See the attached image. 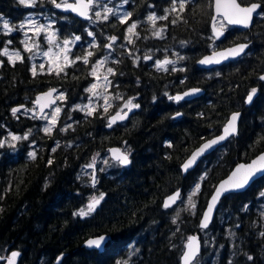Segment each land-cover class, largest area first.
<instances>
[{"label": "trees", "instance_id": "1", "mask_svg": "<svg viewBox=\"0 0 264 264\" xmlns=\"http://www.w3.org/2000/svg\"><path fill=\"white\" fill-rule=\"evenodd\" d=\"M241 2L262 5L252 28H229L225 38L216 41L210 27L213 0H188L185 9L176 12L171 11L172 0H128L132 20L138 23L145 22L150 11H166L167 21L176 23L168 38L154 44H167L180 27L183 38L188 31L191 61L184 81L178 83L177 72H156L136 61L132 56H137L136 45L141 40H135L128 56L121 53L113 78L117 96L132 99L139 108L126 123L110 128L107 120L117 110L115 106L107 114L99 107L91 116L76 106L89 95L85 89L93 81L91 65L104 52L108 31L113 35L123 32L120 23L99 20L92 28L98 47L89 50L84 44L70 55L75 60L91 51L89 62L75 60L60 75L54 70L34 76L29 61L12 67L0 56L4 61L0 65V139L11 133H30L15 148H0V256L18 250L19 264H58V258L59 264H118L124 260L128 264H180L188 237L199 233L202 252L194 264H264V176L246 192L226 196L210 228H199L216 184L236 164L264 151V81L260 80L264 73V0ZM38 6L51 10L47 0ZM40 10L25 7L19 0H0V16L12 25ZM56 13L59 38L79 34L88 40L86 22L59 10ZM14 32L5 35L0 22V49L8 40L19 47L21 34ZM239 42L250 43L243 57L210 71L197 67V60L205 54ZM52 87L63 94L64 107L52 133L46 134L44 123H38L30 112L35 96ZM192 87L204 89L205 94L188 103L175 104L169 99ZM252 88L257 93L252 105L246 106ZM13 108L20 111L13 115ZM234 112H240L237 135L184 176L182 163L203 141L219 134ZM65 127L67 131H60ZM29 144L35 160L27 153ZM113 147L128 155L127 166L109 157ZM105 156L113 161L112 168L99 172L93 187L85 165L93 157ZM196 184L200 190L192 196L193 209L188 197ZM175 190L182 191L180 204L165 209L164 198ZM97 193L105 195L95 211L79 215V209ZM101 234L108 237L103 250L82 246L86 239Z\"/></svg>", "mask_w": 264, "mask_h": 264}, {"label": "snow or ice", "instance_id": "2", "mask_svg": "<svg viewBox=\"0 0 264 264\" xmlns=\"http://www.w3.org/2000/svg\"><path fill=\"white\" fill-rule=\"evenodd\" d=\"M42 2V0H19V3L25 7L33 8L38 5V3ZM55 8L62 9L64 11H72L77 13L79 16L87 19L92 20V15L90 13H93L96 19L98 20H104L107 21L109 19L110 15H116L117 13L114 11L113 8H110L107 6V4L102 3V0H74L73 3H69L68 0H48ZM125 4L128 3V0H123ZM187 0H179L178 3V9L180 11H183L186 7ZM214 9V15L212 16V31H213V39H219L220 37L224 36L225 31L227 29V26L229 25H242L244 27H248L250 22L252 21L253 14L257 13V9L261 8L260 4L252 3L247 6H243L241 0H214V3L211 5ZM96 8H102V12L99 10H95ZM171 11L176 12L177 11V0H172V9ZM132 17L131 12H124L123 15L119 17V21L121 24L127 23V21ZM157 19L166 20L168 19L167 15L157 17L154 14L150 15L148 17V20L155 25V22ZM0 22H2V28L4 30L5 35L11 34L13 31H16L18 29H24L29 28L33 32L34 35L39 36L41 33L46 34L47 43L49 45L54 44L55 41V32L49 31V26H45L44 24H39L36 22V20L32 19L30 16L26 18L24 22H21L18 27L13 26L10 24V21L8 19H4L2 16H0ZM137 28V23L133 21L127 28V32L130 35H135V29ZM163 29H160L156 32H154V35L157 37L161 36ZM89 36H93L94 34L89 31ZM25 36H27V32H25ZM109 39L114 43L117 39V37L112 36L109 37ZM75 40H80L79 36L75 37ZM131 42V40H129ZM12 43L11 40H8L5 42V45H10ZM24 43V50L31 52L32 47L28 45L26 41H22ZM70 43H72L71 40L65 39L63 41L64 47L60 48L59 52L53 53L52 48L49 47L48 51L44 52V56L49 57V62L51 65H54L53 67L49 68V72H52L55 70L56 75H60L61 72L64 71V69L72 64L75 63V60L71 59L68 55L70 49L67 47ZM33 47H39L38 44H34ZM106 47L111 48L112 44L106 45ZM247 44H239L235 47L226 49L225 51L221 52H213L212 56L205 57L204 59H201L199 61L200 64H212V63H220L222 59H228L229 57H235L240 55L244 52L245 48H247ZM0 56H4L7 58V61L9 63H12L15 65L17 61L23 62V57L21 56L20 51H10L7 46L0 49ZM93 56V52L89 51L84 57H77L76 59H82L85 64L89 62V57ZM145 59H151V57H145ZM62 61V63H61ZM106 61L105 60H98L92 67L91 75L96 79L97 83L91 84V86L85 91L91 93L92 97H102L104 104L101 105L103 108L104 114H107L109 112V109L112 108V104L110 103V100L112 97H110L107 94L98 92L97 89L104 88L107 89L108 85L111 83L108 80V75H101L98 74L99 69L104 65ZM4 61H0V65H2ZM174 63L171 60H168L167 58L163 61H156V65L158 68H163L165 71H167V68L165 67L168 64ZM40 69H44V65H39ZM175 71V69H173ZM183 70V69H181ZM32 73L35 76L36 75V65L32 66ZM107 73L114 74L112 68L107 69ZM103 79L104 83L101 84L99 81ZM261 80H264V76H260ZM56 91V89H51L50 91L43 93L41 96H38L36 98L35 103L39 105L40 112L43 113V110L47 107H50L51 104L55 103V101L52 99L53 93ZM199 89H192L191 92H185L182 96H170L169 99L179 101L184 98V96H188L191 94H194L198 92ZM257 89L252 88L250 92L247 95V103H252L253 97L256 95ZM60 99H64L63 94H60ZM115 99H121V97L116 96ZM77 109L81 111H85L86 115H93L97 108L92 105L91 99L88 105L76 106ZM124 108H127L128 111H131L133 108H139V104H134L132 99H129L124 104ZM18 111H20L19 108H13L12 113L15 115ZM61 112V109L59 107L55 108L53 111L51 118H49L46 115H41L40 119H45L48 121L47 126L43 129L46 134H51L53 129L56 126V122L59 117V113ZM177 115H180V113H177ZM127 118V112H124L123 109H120L117 111L114 115H111L108 117L109 119V127H111L112 124L116 123L117 120H124ZM239 118V113H233L231 118L228 120V122L224 125L223 128V134L205 142L199 149H197L191 157L183 164V169L187 171L197 160L199 156H201L205 151L212 148L215 144L219 143L220 141L225 140L228 136L235 134L236 132V121ZM70 127V125L68 126ZM67 127L61 128L60 131H67ZM28 134H25L23 137L16 136L14 134H10L11 141H19L21 139L27 140ZM264 139V138H262ZM5 146L15 148V143L9 142L7 139H0V148H3ZM58 146V145H57ZM171 147V145H169ZM52 151H55V148L52 149ZM112 152V159L115 160L120 165H127L130 163L128 155L126 153L120 152L119 149H111ZM29 157L33 160L36 159V153L35 152H29ZM49 165L53 163L51 159L47 161ZM86 168H94L95 167V157H93L92 163L85 165ZM258 173L264 174V153H261L256 160H254L251 164H241L236 167V169L232 172L231 176L227 180H224L220 183V185L216 188L215 194L212 196V202L208 205L207 211L204 213L203 220L201 221V227L206 228L208 225V222L211 217V213L213 211V208L218 201L219 197L227 191L235 190V189H241L244 188L250 180H252ZM201 179H204V177H201ZM92 186L95 187L97 180L95 175H92L91 178ZM200 190V184L195 185V190L189 195L188 201L189 204L193 209H195V204L192 201V196H195ZM104 193H100L99 196H93L87 205V211L84 209H81L79 211V215L84 216L88 215L92 211H95V208L99 205V203L104 199ZM261 196H264V192L261 193ZM177 199H180V192L177 191L172 196H169L167 200L164 203V207L168 208L170 207ZM261 235H264V233H261ZM106 238L101 236L96 239H90L87 241V245L89 247H96L100 248L102 245V242ZM187 250L182 255V261L183 264H193V261L195 260L196 256L199 253V244L197 242L196 237H189L188 238V244L186 245ZM19 256L18 252H12L9 257H3L0 256V260H7V264H16V258ZM249 260H252L253 258L251 256H248ZM58 264H59V258H58ZM119 264H128V262L122 261L119 262Z\"/></svg>", "mask_w": 264, "mask_h": 264}, {"label": "flooded vegetation", "instance_id": "3", "mask_svg": "<svg viewBox=\"0 0 264 264\" xmlns=\"http://www.w3.org/2000/svg\"><path fill=\"white\" fill-rule=\"evenodd\" d=\"M188 1V0H187ZM122 4V7H120V9H123L120 11V13H117L116 15H110L109 19L106 21L108 23H120L119 21V17L121 15H123L124 12H129L128 10V5L125 4L123 2V0H116L115 2H109V3H104L107 4L108 7H115V5H118L119 3ZM103 3V2H102ZM178 3L179 0H177V9H178ZM179 10V9H178ZM61 11V10H59ZM63 12V11H62ZM65 13V12H63ZM68 14V13H66ZM155 15L157 17H161V16H165L167 15V12H162L161 14L158 11H150L147 12V20L145 22H141L138 23L137 20H132V17L127 21V23L125 24H121L123 25L122 27L124 28L122 33H118L117 35H113L112 32L108 31V44H112V47H106L104 49L103 53H100L97 55L95 61L92 63L91 65V70L93 65L98 61V60H105L107 63V68H112L114 74H110L111 77V84H110V92L113 95V97H116L117 94L115 93L114 89L116 88L117 84L114 81L113 76L118 73L119 71V64L121 63V53H124L122 55L128 56L131 50V47L134 46L136 44L137 39L141 40V44L136 45L137 48V56H132L133 58H137L136 61L142 62V65H147L146 67L148 69H151L153 71L156 72H164L167 74H175L177 72L176 75V82L178 83H182L188 73V69L190 66V61H191V40L189 38V32L186 31L185 35L183 38L182 35V28L180 27L179 29L174 30V34H176V36L172 39H170V41L163 45L160 46L159 44H154L153 41H160L163 39H166L169 37L170 35V28L175 25L176 23L173 22V20L167 21L166 20H162V19H157L155 22V25H153V23L151 21L148 20V17L150 15ZM168 17V15H167ZM171 17V15H170ZM74 18H77L74 16ZM169 18V17H168ZM78 20L82 21L81 19L77 18ZM135 21L137 23V28L135 29V35H130L127 32V28L128 26ZM86 22V33H87V39L86 41H83L81 36L79 34H74V36H72L71 38L74 40V50L75 49H79V46L84 45V47H86L87 49H92L94 47H98V40L96 38V34L94 33V30L92 29L93 26H96L99 22L98 19H96V17L94 16V14L92 13V20L90 21H83ZM19 24H15L13 26H18ZM229 28H232L230 26H227V29L225 32H227V30ZM55 29L58 33V38L60 37V33H59V28L57 27V22L55 23ZM163 29L161 36L157 37L156 35H154V32ZM238 29V28H236ZM185 30H189L187 27L185 28ZM18 31V30H17ZM91 31L94 35L93 36H89L88 32ZM20 32V31H19ZM13 33H15L13 31ZM21 34V32H20ZM172 34V32H171ZM79 36L80 40H75V37ZM115 36L117 37L116 41L113 43L109 37ZM22 39H23V34H21V41H20V45L19 47H15V44H13V42L10 45H7V47L12 50V51H20L21 56L24 58L23 62H27L29 61V65H30V70L32 71V66L34 65V61L32 58V55L29 54L28 51L24 50V43H22ZM62 39V38H59ZM129 40H131V42H129ZM230 46V45H229ZM160 47H162L163 49H160ZM224 48V47H223ZM220 49V48H219ZM216 50V49H215ZM145 57H151V59H145ZM168 59L173 61L174 63L168 64L165 67L167 68V71H165L163 68H158L156 65V61H163L164 59ZM76 61H79L78 59L75 58ZM0 61H3V59H1ZM23 62H19L17 61L15 63V65H13L12 63H9L10 66L14 67L17 64L23 63ZM175 69V71L173 70ZM183 69V70H181ZM47 72V70H41L40 67H38V69H36V73H44ZM183 92V91H182ZM176 94V93H175ZM174 95V94H173ZM171 95V96H173ZM36 97V96H35ZM172 100V99H171ZM35 101V100H34ZM33 101V106L34 109L32 110V112H30V116L34 117L38 123H44L43 119H40L38 117V108L35 106ZM173 102L175 104H180L182 102H175L173 100ZM191 102V101H188ZM187 102V103H188ZM127 109H124L123 111H126ZM118 110H116L115 112H117ZM114 112V113H115ZM107 124H108V120H107ZM14 135H18L21 136V134H16V133H11ZM27 134V133H25ZM23 134V136L25 135ZM31 144H29V149L27 150V153L29 152H34L33 151V147L31 148ZM15 154V151L12 152Z\"/></svg>", "mask_w": 264, "mask_h": 264}, {"label": "water", "instance_id": "4", "mask_svg": "<svg viewBox=\"0 0 264 264\" xmlns=\"http://www.w3.org/2000/svg\"><path fill=\"white\" fill-rule=\"evenodd\" d=\"M115 1H116V0H102L103 3H109V2L112 3V2H115ZM68 2H69V3H73L74 0H68ZM213 3H214V0H213ZM253 3H257V4H260V5H261V3H258V2H253ZM250 4H252V3H250ZM250 4H247V5H250ZM242 5H243V4H242ZM247 5H243V6H247ZM261 7H262V5H261ZM260 10H261V8L257 9V13H254V14H253L252 21L250 22V24H249L248 27H244V26H242V25H229V26L232 27V28H238V29H242V30H250V29L252 28L253 24H254V19H255L256 15L260 12ZM62 11L65 12V13L71 14V15H73V16L79 18V19H81L82 21H90V20H87V19H85V18L79 16L77 13L72 12V11H70V10H69V11H64V10H62ZM214 14H215V13H214V9H213V15H214ZM90 15H92V13H90ZM212 23H213V21H212V19H211L210 27H211V32H212V35H213V31H212ZM225 35H226V32H225L224 36L220 37L219 39H215V40H216V41H222V40L225 38ZM239 44H247L248 47L245 48L244 52L241 53V54L238 55V56H235V57H229L228 59H222V60L220 61V63H212V64H200V63H199V61H200L201 59H204L205 57L212 56V54H213L214 51H215V52L225 51L226 49H229V48L235 47V46H237V45H239ZM249 48H250V43H248V42H239V43H235V44L230 45V46H226V47H224V48L216 49V50H214V51H211L210 53L205 54V55L202 56L201 58H199V59L197 60V62H196V65H197V67L200 68V69H203V70H206V71H210V70H213V69H215V68L221 67L222 65H224V64H226V63H228V62H231V61H234V60H237V59L243 57L244 55L247 54ZM261 76H264V73H263ZM260 80H261V79H260ZM261 81H264V80H261ZM51 89H56V91L53 93V97H52V99L55 101V103L51 104L50 107L45 108V109L43 110V113H41V112H40V107H39V105H37V104L35 103L36 98H37L38 96H41L43 93H46V92L50 91ZM192 89H199V91L196 92V93H194V94H191V95H188V96H184V98L181 99V100H179V101H176V100H174V101L177 102V103H178V102H188V101H193V100H195V99H197V98L202 97V96L205 94V90H204V89L199 88V87H192V88H189V89H187V90H185V91H183V92L176 93V94H174L173 96H178V95H181V96H182L185 92H191ZM58 94H59V89H58L57 87H52V88H49V89H47V90H45V91H41V92H39V93L36 95V97H35V101H34V104H35V106L38 108V117H40L41 115H44L48 110H50V109L52 108V106H54V105L57 104V102H58L57 95H58ZM254 98H255V96L253 97V101H254ZM246 100H247V98H246ZM253 101H252V103H253ZM252 103H247V102H246V106H250V105H252ZM124 112H127V118L124 119V120H117V122L114 123V124H112L111 127L114 126V125H118V124H124V123H126V122L132 117V115L134 114V112H135V108H133L131 111H128V109H127V110L124 111ZM115 113H116V112H115ZM115 113H113V114H111V115H114ZM234 113H237V112H234ZM238 113H239V118H238V120L236 121V132H235V134H232V135L228 136L225 140L220 141L219 143L215 144L212 148H210V149H208L207 151H205L201 156H199V157L197 158L196 162H195V163H194V164H193V165H192L187 171H185V170L183 169V164H184L185 162H187V160L191 157V155H192L197 149H199V148H200L205 142H207V141H209V140H212V139H214V138H216V137L222 135V134H223V128H224V127L222 128V130H221V132H220L219 134H217V135H215V136H213V137H211V138L206 139L205 141H203V142H202V143H201L196 149H194V150L191 152V154L188 156V158L182 163V165H181V171H182V173H183L184 176H186V175L189 174L190 172L194 171V170L197 168V166L200 164V162L202 161V159H204L205 157L211 155L213 152H215L216 150H218L220 147L224 146V145L228 142V140H229L230 138H232V137H234V136L237 135L238 130H239V122H240V112H238ZM232 114H233V113H232ZM232 114L230 115L229 119L231 118ZM111 115H110V116H111ZM176 117H177V118L181 117V113H180V115H176ZM229 119H228V120H229ZM227 122H228V121H227ZM107 128H110V127H109V119H108ZM111 149H119L120 152L125 153V152L122 151L119 147H113V148H110V149H109V152H108V155H109V157H110L111 159H112V152L110 151ZM261 153H264V151L260 152V153L257 154L254 158H252L251 160H249V161H247V162L242 161V162H239L238 164H236V165L233 167V169L229 172V174H228L226 177H224L223 179H221V180L216 184V186H215V188H214V190H213L211 196H210L209 199H208L207 205H206L204 211L202 212V215H201V218H200V222H199V228H200V230H207V229L210 228V226L212 225V223H213V221H214V219H215V216H216V214H217V211H218V209H219V207H220V203H221V201H222L226 196H228V195H230V194H238V193L246 192V191L252 186V184H253L254 182H256L257 180L261 179V178L264 176V174L258 173V174H257L252 180L249 181V183H248L244 188H241V189H235V190H230V191L224 192V193L219 197L218 201L216 202V204H215V206H214V208H213V211H212V213H211V217H210V220H209V222H208L207 227H206V228H202V227H201V221L203 220L204 213L207 211V209H208V205L212 202V196L215 194L216 188L220 185V183H221L222 181H224V180H227V179L229 178V176H231L232 172L236 169V167H237L238 165H241V164H244V165L251 164L254 160H256V158H257ZM112 160H113V159H112ZM113 161L116 162L115 160H113ZM127 165H128V164H127ZM127 165H123V166H127ZM93 174H94L95 177H96V171H95V170H94ZM93 174H92V175H93ZM91 183H92V182H91ZM177 191L180 192V198H181V196H182V191H181V190H176V191L172 192L171 194L167 195V196L164 198V200H163V207H164V203H165V201L167 200V198H168L169 196H172V195H173L174 193H176ZM179 202H180V199H177V200L175 201V203H173L170 207H168V208H165V207H164V208H165V209H172V208H174L175 206H177V205L179 204ZM101 236L105 237L106 239L102 242V245H101L100 248H96V247H94V246H93V247H89V246L87 245V241H88V240H90V239H96V238H99V237H101ZM189 237H196V238H197V242H198V244H199V253H198V255L196 256L195 260L193 261V264H194L195 261H196V259L199 257V255H200L201 252H202V240H201V236H200L199 233L192 234V235H190ZM189 237H188V238H189ZM107 242H108V237H107V235H106V234H101V235L92 236V237L86 239V240L84 241V243H83L82 246H83L85 249H87V250H103V249L105 248ZM187 244H188V239H187V241H186V243H185V247H184V250H183V252H182V255H183V253L187 250V248H186V245H187ZM13 252H18V253H19V256L16 258V264H19L20 259H21V252L18 251V250H15V251H13ZM11 253H12V252H11ZM11 253L9 254V256L11 255ZM182 255H181V257H180V264H183V261H182ZM9 256H8V257H9ZM59 261H60V259H59ZM57 262H58V260H57ZM3 264H7V260H6V259L4 260V263H3Z\"/></svg>", "mask_w": 264, "mask_h": 264}, {"label": "rangeland", "instance_id": "5", "mask_svg": "<svg viewBox=\"0 0 264 264\" xmlns=\"http://www.w3.org/2000/svg\"><path fill=\"white\" fill-rule=\"evenodd\" d=\"M50 7H51L52 11L49 10V12H48L47 9L44 8L43 6L39 7L37 5L36 8H39V9L41 8V10L40 11H36V12L35 11L29 12L28 15L26 16V18L30 16L32 19L36 20L37 23L44 24L46 27L51 25V27L49 28V31L55 32V34H56L54 44L49 45L47 43L46 34H44V33H41L39 36H36L27 27L24 28V29H18V31H20L21 34H23L22 41H26L28 43V45L30 47H32V51L29 52V54L32 55V58H33V61H34V65H36V69H38L39 65L43 64L44 65V69L43 70H47V71H49L50 67L54 68V65H51L50 62H49V57L44 56V52L48 51L49 47L52 48L53 53H57V52H59L60 48L64 47L63 41L65 39H69V40L72 41V43H70L67 46L70 49V51L68 53V55L70 57L71 53L74 51V44H75L74 40L71 37L62 38V39L58 38L59 35H58V33H57L56 29H55V23L57 21V18H56L57 17V13H56V11L57 10H61L62 11V9H57L52 4H51ZM120 7H122L121 3H119L118 5H115V7L113 6V7H110V8H113L116 13H120V11L123 10V9H120ZM95 10H99V11L102 12V8H96ZM26 18L23 21H21V22H24L26 20ZM20 23H18V24H20ZM25 32H27V36H25ZM34 44H38L39 47H33ZM9 50L12 51L10 49V47H9ZM61 63H62V61H61ZM106 66H107V63L105 62L104 65L99 69L98 74L101 75V77L103 75H108V80L111 82V77H110V74L107 73V69L108 68ZM92 78H93V81H92L91 84L97 83L96 79L93 76H92ZM99 83L103 84L104 83L103 79H101L99 81ZM110 84L108 85L106 90L104 88H99V89H97V91L101 92V93H104V94H107L110 97H112V99L110 100V103L112 104V107L115 106L118 111L120 109H123V110L127 109V108H124V104L126 103L127 100L126 99H122V98L121 99H115L113 97V95L111 94V92H110ZM60 94H62V93L59 91V94L57 95V98H58L57 104L52 106V108L50 110H48L44 115H46L49 118H51V115H52L53 111L57 107H59L61 109V112H62V109L64 107V105H63L64 99H60L59 98ZM90 99H91L92 105L95 106L97 109L99 107H101V105L104 104V101H103L102 97H92L91 93H89L87 99L85 101L79 103L78 105H80V106L88 105L89 102H90ZM61 112L59 113V116H60ZM43 120H44V124L43 125L47 126L48 121L45 120V119H43ZM57 122H58V120H57ZM57 122H56V124H57ZM16 136H18V135H16ZM20 137H23V136H20ZM5 139H7L11 143H15L16 144V142H17V141H11L10 134H9V137L5 138ZM112 164H113V161L108 156H105L102 159H100V158L95 159V167L94 168H85V174H86V176H88L90 178L89 182H91V178H92V174H93L94 170L96 171V180L98 182V180H99V172H108L112 168ZM99 194L100 193H97L94 196L98 197ZM92 197H90L88 203L84 207L80 208L79 211L81 209H84L85 211H87V205L89 204V202H90ZM181 199H182V196L180 198V201H181ZM179 204H180V202H179ZM79 211H78V213H79ZM88 215H84L82 217H85V216H88ZM131 256H133V253H131L130 257ZM3 263H4V261L0 260V264H3Z\"/></svg>", "mask_w": 264, "mask_h": 264}, {"label": "bare ground", "instance_id": "6", "mask_svg": "<svg viewBox=\"0 0 264 264\" xmlns=\"http://www.w3.org/2000/svg\"><path fill=\"white\" fill-rule=\"evenodd\" d=\"M176 191V190H175Z\"/></svg>", "mask_w": 264, "mask_h": 264}]
</instances>
